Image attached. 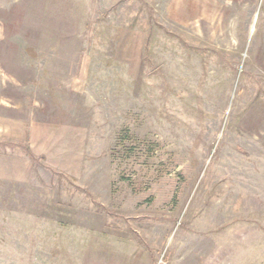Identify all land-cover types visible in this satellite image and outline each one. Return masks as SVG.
Returning <instances> with one entry per match:
<instances>
[{"label": "rangeland", "instance_id": "1", "mask_svg": "<svg viewBox=\"0 0 264 264\" xmlns=\"http://www.w3.org/2000/svg\"><path fill=\"white\" fill-rule=\"evenodd\" d=\"M0 264H264V0H0Z\"/></svg>", "mask_w": 264, "mask_h": 264}]
</instances>
